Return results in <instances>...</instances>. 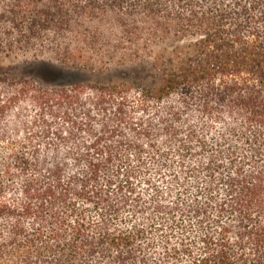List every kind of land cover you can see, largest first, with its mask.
<instances>
[{
    "label": "trees",
    "instance_id": "trees-1",
    "mask_svg": "<svg viewBox=\"0 0 264 264\" xmlns=\"http://www.w3.org/2000/svg\"><path fill=\"white\" fill-rule=\"evenodd\" d=\"M0 264H264V0H0Z\"/></svg>",
    "mask_w": 264,
    "mask_h": 264
},
{
    "label": "rangeland",
    "instance_id": "rangeland-1",
    "mask_svg": "<svg viewBox=\"0 0 264 264\" xmlns=\"http://www.w3.org/2000/svg\"><path fill=\"white\" fill-rule=\"evenodd\" d=\"M43 60L27 57L6 58L0 56V64L13 68L11 72L15 77L30 80L43 88H54L60 85L98 83L106 84L128 79V72H109L104 75H90L87 73H75L66 71L56 66L48 65Z\"/></svg>",
    "mask_w": 264,
    "mask_h": 264
}]
</instances>
